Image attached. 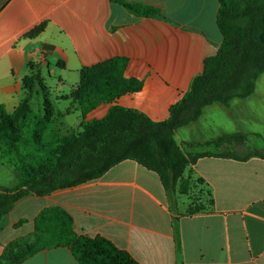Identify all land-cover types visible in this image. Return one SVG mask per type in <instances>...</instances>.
Here are the masks:
<instances>
[{
    "label": "crops",
    "instance_id": "crops-1",
    "mask_svg": "<svg viewBox=\"0 0 264 264\" xmlns=\"http://www.w3.org/2000/svg\"><path fill=\"white\" fill-rule=\"evenodd\" d=\"M124 1L156 8L160 15L138 16L113 0H0V106L14 113L26 97L24 80L36 70L46 69L50 76L59 70L57 90L70 85L71 94L83 69L124 59V76L141 81L143 88L100 105L86 121L103 119L112 106L155 123L169 120L171 108L223 43L217 27L220 2ZM41 26L42 32L31 37ZM70 94L58 99L69 100ZM254 96L208 106L197 122L176 132L177 143L239 133L264 137ZM61 127L63 135L74 131ZM191 170L212 192L214 206L206 214L185 215L157 173L127 160L96 181L21 199L0 224V257L12 242L33 237L42 211L60 207L72 217L78 235L106 239L138 264H264V159L208 157ZM18 184L17 169L0 155V189ZM22 264L80 263L69 248H57Z\"/></svg>",
    "mask_w": 264,
    "mask_h": 264
},
{
    "label": "trees",
    "instance_id": "trees-1",
    "mask_svg": "<svg viewBox=\"0 0 264 264\" xmlns=\"http://www.w3.org/2000/svg\"><path fill=\"white\" fill-rule=\"evenodd\" d=\"M130 13L155 17L156 8L113 0ZM217 27L223 43L216 56L207 59L204 70L196 77L184 98L171 108L170 118L155 123L145 115L112 106L101 120L86 121V116L102 104H112L130 93L141 91L143 83L124 76L126 60L115 59L81 71V81L68 97L81 112L80 131L66 135L56 131L54 140L44 144L43 134L69 112L53 115V103L45 100V115L37 116L25 97L14 113L0 106V146L16 151L28 145L25 130L46 148L35 163L17 168L19 184L15 189H0V224L15 205L28 195L49 196L100 179L118 164L131 160L157 173L170 198L179 192L190 197L193 185L204 186L209 197L192 200L185 215L206 214L214 206L212 192L191 167L208 157L245 161L264 159L259 152L248 156L233 153L236 144L245 143V134L224 135L204 143L179 145L176 132L197 122L211 105L229 106L235 99H247L264 75V0H219ZM36 29L31 37L42 32ZM38 71L24 80L29 91L41 84ZM54 121V122H53ZM36 141V142H37ZM69 248L80 264H138L127 252L103 238H90L76 233L72 217L60 207L45 209L35 221L31 239H20L5 247L0 264H22L36 253Z\"/></svg>",
    "mask_w": 264,
    "mask_h": 264
},
{
    "label": "rangeland",
    "instance_id": "rangeland-1",
    "mask_svg": "<svg viewBox=\"0 0 264 264\" xmlns=\"http://www.w3.org/2000/svg\"><path fill=\"white\" fill-rule=\"evenodd\" d=\"M35 73H37V70ZM40 74V86L37 85L30 94L29 91H26V96L30 97L29 106L33 110L35 115H45L44 104L46 99L53 103L54 117H58L61 113H65L67 111L71 114L69 116L68 123L63 122V118H59L55 122L53 121V126H51L49 130H47L43 134L44 142L42 143L46 145L54 140L53 136L57 135L55 130L57 129V131H59V128H63L61 127L62 125L65 126L66 129L72 127L74 131H80V124L83 119L82 116H80L81 112H76V109L78 107L77 103L73 102L72 100L58 99L59 96L69 95L71 90L70 85L64 88L61 92L59 89L57 90L56 82L57 80H59L60 71L55 70L50 76L48 70L45 69L44 72H40ZM44 81H46L47 85L44 84ZM254 95V99L256 100L253 101L259 103L257 106L260 107V110L258 111L256 116L260 120V129L264 131V75L260 76V78L258 79ZM72 128L70 129L72 130ZM31 132V129L25 130L26 137L31 140L28 145H19L18 148L15 149L16 151L6 148L0 151V155L2 156L3 160L10 161V164L15 166L16 169L21 168L24 163H35L36 161L40 160V158L43 157L46 153V148H43V145L41 143H38L37 140L34 141L32 139ZM177 140L179 142L178 137ZM232 152L239 156H248L251 153L259 152L264 156V137L249 136L245 143L236 144ZM198 199H202L205 202L208 201L209 197L207 195V190L204 186L193 185V190L191 191L190 197L181 195L179 192H177L175 193V196L171 198V202L175 207H179L186 212L187 206L189 205L190 201Z\"/></svg>",
    "mask_w": 264,
    "mask_h": 264
}]
</instances>
